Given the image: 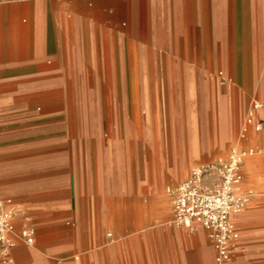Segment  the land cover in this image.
I'll return each mask as SVG.
<instances>
[{"label": "crops", "instance_id": "1", "mask_svg": "<svg viewBox=\"0 0 264 264\" xmlns=\"http://www.w3.org/2000/svg\"><path fill=\"white\" fill-rule=\"evenodd\" d=\"M255 99L264 123V0H0V119L43 110L0 122V198L16 209L0 264H216L168 190L228 160ZM240 144L259 153L226 264H264V127ZM24 167L43 178L15 181Z\"/></svg>", "mask_w": 264, "mask_h": 264}, {"label": "built area", "instance_id": "2", "mask_svg": "<svg viewBox=\"0 0 264 264\" xmlns=\"http://www.w3.org/2000/svg\"><path fill=\"white\" fill-rule=\"evenodd\" d=\"M225 84L226 80L221 81ZM262 104L253 100L248 108L238 141L232 146L226 162L207 163L192 168L189 178L168 192L174 195V222L190 232L202 227L208 231L215 250L216 264L231 261L239 248L240 234L234 224L235 215L242 212L254 195L253 190L238 192L242 182L241 167L244 161L259 153L254 149L243 148L240 141L251 129L259 132L264 123L258 118ZM213 177L212 186L205 182ZM16 209L10 203L0 201V253L9 252L15 247L12 234ZM35 231L23 228L20 236L27 244L34 243ZM111 237V234L109 235Z\"/></svg>", "mask_w": 264, "mask_h": 264}, {"label": "rangeland", "instance_id": "3", "mask_svg": "<svg viewBox=\"0 0 264 264\" xmlns=\"http://www.w3.org/2000/svg\"><path fill=\"white\" fill-rule=\"evenodd\" d=\"M40 109V110H39ZM103 111L102 112H96V120L99 119L100 115L103 116ZM4 117H1L0 119V122H31L30 119L31 118H35V117H42L43 118V110H41V108H37L36 110H33V111H30V112H22V114H20L18 116V118L14 119V117L16 115H12V116H9V114H12V112H7ZM83 115L85 114V112L82 113ZM112 118H119V111L116 109L112 112ZM13 120H16V121H13ZM37 122H43L42 121H37ZM41 152H43V150L41 151H38L35 153V157H40L41 155ZM34 154V153H33ZM28 155L27 152H21V153H16L13 155V158L9 159V160H3L5 158L2 159L3 163L5 162H15L16 164H21L22 166H25L26 164L28 163H38V161L40 160L39 158H33V159H27V158H23V156H26ZM32 155V154H30ZM1 161V160H0ZM41 161V160H40ZM28 168V169H26ZM24 172H22L21 174H18V175H15L14 176V180L17 181V182H21L22 184L25 185H30V181L34 180V181H40V178H43V173H39V169H29V167H24L23 169ZM23 186V185H22ZM8 200H11V199H3V198H0V201L1 202H8ZM12 201V200H11ZM13 202V201H12Z\"/></svg>", "mask_w": 264, "mask_h": 264}]
</instances>
